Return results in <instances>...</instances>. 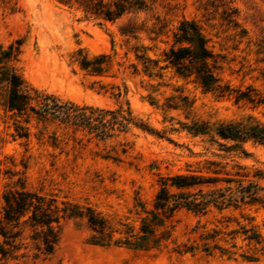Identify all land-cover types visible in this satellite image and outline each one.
<instances>
[{
	"label": "rangeland",
	"instance_id": "1",
	"mask_svg": "<svg viewBox=\"0 0 264 264\" xmlns=\"http://www.w3.org/2000/svg\"><path fill=\"white\" fill-rule=\"evenodd\" d=\"M146 1L147 9L108 20L86 17L56 0H0V43L22 40L16 64L27 82L79 103L115 107L127 100L136 115L164 134L132 127L102 142L59 128L54 147L32 134L13 138L0 90V210L5 193L27 190L35 194L34 201L91 208L107 223L100 234L84 216L62 218L52 253L34 255L29 244L26 254L0 258V264H264V205L256 203L211 208L204 214L184 208L170 215L158 212L161 224L149 238L150 246L113 243L140 233L142 218L151 216L161 176L199 168L206 158L264 168L260 144L248 141L243 144L247 154L227 155L208 135L192 136L181 128L192 120L213 126L246 113L264 121V0ZM183 17L200 23L210 38L219 82L231 88L250 86L261 101L218 97L193 75L181 76L170 65L160 76H148L132 52L124 53L143 44L148 55L163 63L162 51ZM132 26L134 34L121 33ZM79 46L110 54L108 72L91 76L71 63V52ZM131 62L138 71L133 72ZM124 85L126 93H112ZM252 231L260 242L244 238V232ZM241 253L256 259H244Z\"/></svg>",
	"mask_w": 264,
	"mask_h": 264
},
{
	"label": "trees",
	"instance_id": "2",
	"mask_svg": "<svg viewBox=\"0 0 264 264\" xmlns=\"http://www.w3.org/2000/svg\"><path fill=\"white\" fill-rule=\"evenodd\" d=\"M68 7L79 9L86 17L115 20L131 11L147 9L146 0H56ZM14 9V8H12ZM132 26L121 30L123 34H134ZM210 38L203 27L194 19L181 18L172 31L171 44L162 51V61L147 54L148 46H130L125 54L132 52L140 63L141 71L148 76L161 75L167 65L174 67L181 76L193 75L194 80L206 91L218 97H231L240 100L259 102L260 98L252 87L231 88L221 84L216 74L215 54L209 45ZM22 40L17 38L5 46L0 43V90L2 91V111L12 125L13 138L28 139L32 134L38 142L56 146L57 129H66L72 135L80 133L88 140L105 142L112 137L124 134L132 127L164 136L148 122L136 115L125 101L115 107H103L79 103L72 99L61 98L53 92L31 85L21 74L16 64ZM71 63L85 74L104 75L112 65L111 56L105 52L89 53L84 47L71 52ZM120 64V62H118ZM133 72L138 71L136 63L129 64ZM156 69V70H155ZM153 87V85H151ZM117 87L114 95L126 93ZM255 91V90H254ZM255 95V96H254ZM183 123V122H182ZM181 128L192 136H206L217 143L229 155L231 152L247 154L243 144L252 142L264 146V121L250 113L237 119L219 120L211 126L207 120H192ZM34 129V131H32ZM224 154V155H226ZM264 168L247 166L237 161L206 158L202 166L187 168L161 176L158 183L153 207L149 217H143L140 233L132 240L113 241L126 246L142 249L150 246L149 238L154 235L157 225L161 224L158 212L172 214L184 208L195 214H204L211 208H237L243 204L264 205ZM35 194L27 190L5 193L0 210V258H17L27 253L29 244L33 254L47 255L53 252L58 241V227L62 218L84 216L91 230L103 234L107 223L91 209L83 211L69 202H39ZM26 232V233H25ZM245 233L244 238L260 242L255 232ZM90 243L107 245L109 240H91ZM218 247V246H215ZM204 250L209 251L205 245ZM247 260L256 256L240 254Z\"/></svg>",
	"mask_w": 264,
	"mask_h": 264
}]
</instances>
